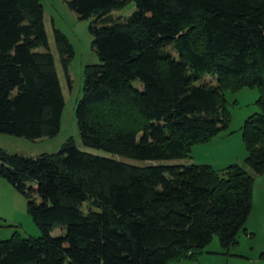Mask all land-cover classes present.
I'll return each instance as SVG.
<instances>
[{
    "label": "trees",
    "instance_id": "16d2710c",
    "mask_svg": "<svg viewBox=\"0 0 264 264\" xmlns=\"http://www.w3.org/2000/svg\"><path fill=\"white\" fill-rule=\"evenodd\" d=\"M129 3L128 18L112 17ZM67 6L93 18L99 60L85 68L75 109L84 147L140 162L189 159L228 129L227 93L256 88L260 112L240 129L245 159L221 170L130 165L81 151L71 138L36 158L0 148V178L28 200L40 231L0 241V264H168L197 259L213 236L228 251L246 231L254 175L264 173V0ZM43 15L39 0H0V134L30 141L55 137L64 107ZM52 32L68 79L73 47ZM57 228L63 235L51 237Z\"/></svg>",
    "mask_w": 264,
    "mask_h": 264
},
{
    "label": "rangeland",
    "instance_id": "374dc122",
    "mask_svg": "<svg viewBox=\"0 0 264 264\" xmlns=\"http://www.w3.org/2000/svg\"><path fill=\"white\" fill-rule=\"evenodd\" d=\"M68 1L70 0H39L44 11L43 21L48 38L49 51L54 57L56 71L64 97L59 133L53 138H43L34 141L0 134V148L9 154L36 158L41 154L58 153L65 142L71 138L81 151L96 156L115 159L130 165L174 166L184 165L186 162L194 159L197 162L210 163V165H214L215 168L213 169H218L217 165H222V161L218 163L217 160L221 158H216L214 155L215 151L216 153L219 151L218 146L215 148L216 142L219 140L241 141L240 129L242 125L249 116L260 112L256 104L259 97L256 88H243L235 93H227L225 95L227 110L230 113L228 129L218 137L213 138L208 144L196 145L192 149L191 158L189 159L140 162L112 155L101 150L87 148L82 145L75 109L83 93L85 68L98 64L99 60L92 48L93 37L89 33V25L93 18L80 20L68 8ZM134 11V3H129L123 9L113 11L111 14L114 19L124 20ZM52 25L67 37L73 47V57L68 67V79H66L60 66L59 55L53 38ZM171 53L173 54L174 52L171 51ZM207 81L210 80L207 79ZM134 86L139 87V83L134 82ZM236 148L238 153V145H236ZM248 172L252 173L251 170H248ZM263 194L264 173L257 176L254 175L252 209L244 226L245 230H248V233L251 234L247 235V231H240L237 235V244L235 246L225 251L220 246L217 237L213 236L197 259L170 262L168 264H264V259H260L261 253L264 252ZM30 199L36 204L41 203V198L38 195H31ZM27 203L28 200L24 196L16 192L3 178H0V241L9 239L14 232H18L25 238H37L40 236L38 227L27 213ZM82 210L85 213L87 212V203L83 204ZM63 233L64 230L57 228L51 233V237H58L63 235Z\"/></svg>",
    "mask_w": 264,
    "mask_h": 264
},
{
    "label": "crops",
    "instance_id": "0c3cea01",
    "mask_svg": "<svg viewBox=\"0 0 264 264\" xmlns=\"http://www.w3.org/2000/svg\"><path fill=\"white\" fill-rule=\"evenodd\" d=\"M213 141H215V140H213ZM241 142L243 144L242 146H241ZM208 143H206V144H208ZM236 145H238V153H237ZM217 146L219 147V151H218V153H216V151H215L214 155L216 158H221V159L217 160L218 163H220V161H222V165H219V164L217 165L218 169L224 168V167H226L228 165H232V164H240L241 161L245 158V156L247 154L245 147H244V143L242 140L241 141L240 140H219L218 142H216L215 148ZM238 154H240V155H238ZM190 162L194 163V164H198V165H209L212 168H215L214 165H210V163H201V162L195 161L194 159L190 160ZM190 162H186L184 165L191 164ZM218 169H215V170H218ZM262 198L264 199V194H263ZM263 207H264V205H263ZM246 231H247V235L251 234V233H248V230H246Z\"/></svg>",
    "mask_w": 264,
    "mask_h": 264
}]
</instances>
